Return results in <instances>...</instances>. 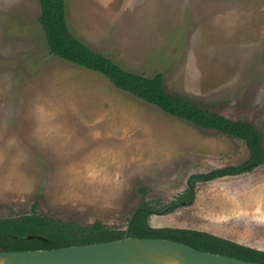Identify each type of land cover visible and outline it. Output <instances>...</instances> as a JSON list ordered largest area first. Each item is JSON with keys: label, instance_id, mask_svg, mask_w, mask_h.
Returning a JSON list of instances; mask_svg holds the SVG:
<instances>
[{"label": "rangeland", "instance_id": "rangeland-1", "mask_svg": "<svg viewBox=\"0 0 264 264\" xmlns=\"http://www.w3.org/2000/svg\"><path fill=\"white\" fill-rule=\"evenodd\" d=\"M40 15L39 0H0V218L35 206L126 230L144 200L169 204L191 174L248 158L244 140L169 115L53 55ZM66 16L92 49L250 121L264 146V0H66ZM149 223L264 250V164L197 181L192 204L151 213Z\"/></svg>", "mask_w": 264, "mask_h": 264}, {"label": "trees", "instance_id": "trees-1", "mask_svg": "<svg viewBox=\"0 0 264 264\" xmlns=\"http://www.w3.org/2000/svg\"><path fill=\"white\" fill-rule=\"evenodd\" d=\"M38 19L47 38L50 52L66 61L104 75L118 89L155 105L165 113L192 124L240 138L246 142L249 156L239 164H230L208 172L191 174L185 190L169 204L143 201L134 211L128 226L130 236L167 238L186 243L200 250L235 256L264 263V250L237 243L215 234L190 228L153 227L151 213H167L184 202L195 199V183L226 176L250 173L264 164V146L258 128L248 120L233 119L204 108L164 87V75L148 76L125 69L108 55L96 51L70 30L66 16V0H39ZM145 192V189H142ZM126 230L109 228L101 221L83 225L40 214L35 206L31 213L0 218V250L58 248L123 238ZM33 237L29 238L28 236ZM37 236L44 237V239Z\"/></svg>", "mask_w": 264, "mask_h": 264}, {"label": "water", "instance_id": "water-1", "mask_svg": "<svg viewBox=\"0 0 264 264\" xmlns=\"http://www.w3.org/2000/svg\"><path fill=\"white\" fill-rule=\"evenodd\" d=\"M182 204L185 205L184 202ZM133 221L130 219L129 225ZM33 237L32 235L28 236ZM44 239V237L37 236ZM0 264H264L167 238L130 236L58 248L0 250Z\"/></svg>", "mask_w": 264, "mask_h": 264}]
</instances>
